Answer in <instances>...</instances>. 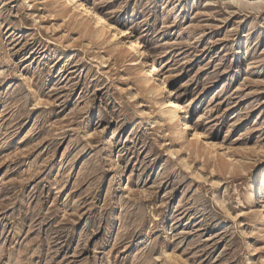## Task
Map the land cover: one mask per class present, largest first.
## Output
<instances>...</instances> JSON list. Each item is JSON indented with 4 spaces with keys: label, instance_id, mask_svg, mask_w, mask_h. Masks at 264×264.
<instances>
[{
    "label": "rangeland",
    "instance_id": "obj_1",
    "mask_svg": "<svg viewBox=\"0 0 264 264\" xmlns=\"http://www.w3.org/2000/svg\"><path fill=\"white\" fill-rule=\"evenodd\" d=\"M263 177L264 0H0V264H264Z\"/></svg>",
    "mask_w": 264,
    "mask_h": 264
},
{
    "label": "bare ground",
    "instance_id": "obj_2",
    "mask_svg": "<svg viewBox=\"0 0 264 264\" xmlns=\"http://www.w3.org/2000/svg\"><path fill=\"white\" fill-rule=\"evenodd\" d=\"M84 3V2H83ZM83 3L79 4V8H81V10L84 12V13H87L89 15H92L94 17V19L96 20L97 24L99 26H103L105 28H107L108 30H113L114 32V39L117 38L118 34H121L120 38H126L128 39V31L127 30H122V31H118L115 27H113L111 24H108L106 20H104L103 17H101L100 15H98L97 13L93 12L91 8H87ZM97 25V26H98ZM130 45L131 47L135 50L136 49V44L134 42H130ZM142 53V52H141ZM143 56H146V53L143 52L142 53ZM149 63V62H148ZM153 69L155 71V67L153 66ZM159 90V89H158ZM172 92L170 93L169 91V97L172 98ZM168 108L169 110L172 112V114L177 117H180L181 114H183V110L181 105L179 104L178 101L174 100V98L172 100H170L168 102ZM173 116V117H174ZM182 122V121H180ZM189 125V124H188ZM186 126V125H185ZM195 134V137L197 139H201L202 138V133L199 132V131H196L194 132ZM262 185L264 186V177L262 179ZM255 187L254 184L252 185V192H251V198H250V201H256L257 200V197H256V190H255Z\"/></svg>",
    "mask_w": 264,
    "mask_h": 264
}]
</instances>
